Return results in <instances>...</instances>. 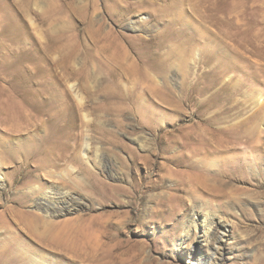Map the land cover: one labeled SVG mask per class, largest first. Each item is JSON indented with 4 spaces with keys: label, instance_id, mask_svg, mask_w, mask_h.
I'll return each mask as SVG.
<instances>
[{
    "label": "rangeland",
    "instance_id": "374dc122",
    "mask_svg": "<svg viewBox=\"0 0 264 264\" xmlns=\"http://www.w3.org/2000/svg\"><path fill=\"white\" fill-rule=\"evenodd\" d=\"M116 1L0 0V264H264V0ZM99 25L156 64L114 80ZM25 103L39 130L7 135ZM67 106L74 161L19 173Z\"/></svg>",
    "mask_w": 264,
    "mask_h": 264
},
{
    "label": "bare ground",
    "instance_id": "6f19581e",
    "mask_svg": "<svg viewBox=\"0 0 264 264\" xmlns=\"http://www.w3.org/2000/svg\"><path fill=\"white\" fill-rule=\"evenodd\" d=\"M129 1L131 2L132 0H129ZM129 1L117 0L116 2L118 3L119 6H117V5L111 6L113 11L109 16V19L112 21H115V22L116 21H122L124 19V16H125V13L123 14L122 12H126L125 9H127V7L124 5H126V4L130 5L131 3ZM164 1L166 2L167 0H164ZM213 1L214 0H201L200 1L203 3L205 12L208 13L207 14L208 18H210V19L212 18V21H214L213 20L214 8L212 7ZM200 2H198V3H200ZM93 12L94 13L98 12V7L96 5L93 6ZM85 24L86 25L89 24L88 25V27H89L92 25V21H90L89 23H85ZM133 25H134V23L131 24V27H133ZM260 26H261L260 33L263 32V35H260V36L262 37V39H263L262 41L264 43V16H263L262 21L260 22ZM90 28H92V27H90ZM209 34H211V32ZM93 37L94 38L91 42L92 46L86 45V46H83V48H82L83 51L85 52L86 58H88L89 62H90V60H92V61L98 60L100 62H105V63L110 64L109 65L110 68L113 69V71H114V74L112 73L113 74L112 78L114 80H119V79L123 80L122 79L123 77L136 75V73L138 71V69H137L138 66L136 65V62H134V61L132 63H130V61L132 60V55H136L138 61L143 65H148L151 63L156 64V59H155L156 57L153 58L155 55L154 56L152 55L153 56L152 57L151 54L149 52H147V50L146 51L145 50L140 51L139 48L135 47V46L129 45V48L126 47L123 44V40L126 41V37H124L123 35H116L113 30H110L109 32H105L103 29V25H99L98 28L96 30H94ZM212 42H213V38H211V40H210V45L212 44ZM72 57H74V55H71V58ZM108 71L110 72V70H108ZM147 77H148V75H147ZM116 82H118V81H116ZM74 88H75V86L71 87V89L73 90V92L76 96V100H77L79 106H81V108H82V106L84 105V100H85L84 95L81 94L80 92L77 93L76 92L77 90H74ZM5 97H6V94L4 93L3 95L0 96V101L2 99H4ZM67 105H69V104H67ZM82 109L84 110V108H82ZM66 110L69 113L68 116L65 113ZM66 110L59 111L58 114L55 115L54 120H53V122H51V125L49 126V128H46V136L44 137V139L40 143H38L37 141L36 142L32 141V143L29 142V145H27V147L24 146V148H25V150L23 148L24 155L22 157L18 158V159H20V158L23 159V161L20 160L23 163L20 162L17 165V167L19 168V173H22V174L24 173L25 176H27L32 171L37 172V171L46 170L47 172H49L51 174L54 171L53 168L60 167L62 165V163H67V164L69 163L70 164L71 163L70 161H74V159H71L70 155L72 154V151H74L75 154H78L77 153L78 148H77V145L74 146L73 144H71L70 140H71L72 135H73L72 132L75 128H68L70 126L69 123L72 119V113L73 112L69 106H67ZM3 115H4V118H3L4 124H7L9 121H12V120H13V122L14 121L17 122V120L20 118L18 120V124H20V127H18V128H4V132L7 135H10V136H14V135L19 136L20 135V136H22L25 133H28V134L29 133H36L39 130V128H29L31 121H32V118H33V108L29 103H25L24 107L20 108L18 115L15 117L14 116L12 117L9 115V117L7 119V113L6 112H3ZM85 116H86V118L88 117L87 115H85ZM61 120H63V122L66 124V128H58L57 125H59V122ZM35 136H34V138H35ZM88 149H89V144L87 143L85 146V152L86 153H87ZM32 162L35 164V166L33 168L34 170L31 169V167H33ZM75 162H77V160H75ZM58 170H60V169H58ZM84 170L86 173L89 174L90 177H92L93 172L91 173L89 171V168L84 169ZM189 171H190V169H189ZM54 172H53V174H54ZM185 172H187V171H185ZM27 178H28V176H27ZM53 190L50 191V193L45 194L46 199L53 202V204L52 203H46L45 206L42 205L44 207V210L46 213L55 212V207L57 205L55 206L54 202L57 201V198H56L57 195L63 196L64 203L68 201L69 196L71 195L70 193H67V192L66 193H64V192L60 193L59 191H56V190L53 191ZM58 202H59V200L57 201V203ZM39 206H41V204ZM36 216L37 215H31L30 217L35 218ZM211 226H212V224L209 223L208 227H207L208 229L205 228L204 232H206V234L209 233ZM63 237L64 236L60 237V239H59L60 243H63L62 242L64 239Z\"/></svg>",
    "mask_w": 264,
    "mask_h": 264
}]
</instances>
